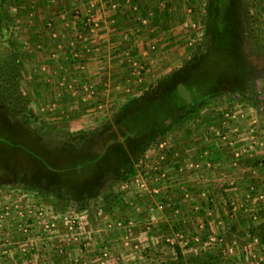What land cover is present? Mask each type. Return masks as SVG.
Masks as SVG:
<instances>
[{"label": "rangeland", "instance_id": "1", "mask_svg": "<svg viewBox=\"0 0 264 264\" xmlns=\"http://www.w3.org/2000/svg\"><path fill=\"white\" fill-rule=\"evenodd\" d=\"M84 1L0 0L1 115H26L48 139V158L56 143L91 156L107 147L88 179L62 186L16 147L21 135L39 148L36 132L0 121V264H264V48L251 50L264 47V0L231 1L227 34L241 40L228 49L243 53L245 90L221 87L146 145L119 138L115 111L173 68L212 64L217 9L148 0L145 14L130 11L141 41L124 31L99 43L85 36ZM126 155L133 168L122 178Z\"/></svg>", "mask_w": 264, "mask_h": 264}, {"label": "trees", "instance_id": "2", "mask_svg": "<svg viewBox=\"0 0 264 264\" xmlns=\"http://www.w3.org/2000/svg\"><path fill=\"white\" fill-rule=\"evenodd\" d=\"M231 1L221 0L219 3L218 0H210L211 14L215 16V9H217V19L211 15L212 20H217V28L212 30L210 25V29L213 34V41L220 42L218 44L220 45L219 47L217 44L212 45V50L216 52H211L212 54L210 52L208 53L211 54L210 59H215L214 61L212 60V64L205 67L201 62V66L200 64L193 65V67L191 65L185 67L181 65L180 67L173 68L161 75L158 81L152 87L146 89L140 96L124 102L115 111L113 118L116 123L121 122L123 136H118L119 138L123 137V142H126L127 138L132 136L140 139V141L141 137H144L143 142L145 145L150 141L157 140L175 126L182 125L189 119L194 118L197 107L210 95L220 92L223 86L226 87L230 84L228 88L236 89L239 84L238 87L240 89L242 88V91L245 90L242 77L249 69L246 68L243 62V53L241 51L242 54L239 53L236 55L234 53L235 50L231 53L228 49L231 43L235 48L237 39L239 41L241 40L240 34H227L229 32L227 30L231 26V19L234 15L233 11H231ZM164 12H166V9ZM133 15L130 19L133 18ZM135 15L137 16V14ZM2 18L3 15L0 11V19ZM158 19L159 17L155 15L154 20H152L153 24H157ZM229 39H233L234 43L229 41L227 44L225 40L228 41ZM255 39L257 40V37ZM262 44H259L258 48L252 45V52L259 53L262 51L264 48ZM199 56L201 55L197 52L190 57L192 58L190 60H197ZM253 89L254 87L251 85L252 92L254 91ZM8 112L9 114H6L7 112L5 113L7 116H3L0 113V121L4 124L8 122L14 124L15 127L21 130L23 135L26 133L23 129L24 125L33 133L36 132L34 135L38 138L37 143L40 149L35 147V145L31 146V148L24 145L23 143L25 142L22 140L21 135L15 142L16 147L19 149H28L31 155L36 158L38 165L42 166V171H46L49 176L53 177L52 179H56L58 184L62 183V186L70 185L74 187V180H78L79 182L88 179L90 171L95 169L96 161L107 154V151H105L107 147L100 149L97 153L96 151H88L93 155L91 156L85 153L87 150L78 153L74 148L68 149L67 144L56 143V146L53 145L54 150H50L51 157L48 158L45 155V152L49 149L48 139L44 138L41 132L39 133L38 128L34 127L33 123L31 125L28 120H25L27 118L26 115L19 114L13 109H10ZM2 127L3 125L0 126L1 142L7 139V137L1 134L3 133L1 131ZM186 132L189 131L186 130ZM113 144H121V140H117L115 136L112 142ZM129 159L126 155L124 161L121 163V167H118V174L122 178L129 176L132 172L133 164ZM86 185L89 186L90 184ZM84 206V204L80 205V207ZM261 236L264 240V232H261Z\"/></svg>", "mask_w": 264, "mask_h": 264}, {"label": "crops", "instance_id": "3", "mask_svg": "<svg viewBox=\"0 0 264 264\" xmlns=\"http://www.w3.org/2000/svg\"><path fill=\"white\" fill-rule=\"evenodd\" d=\"M102 1L103 0H88V1L85 0L83 2L84 5H82V6H86V7L89 6L90 2H94L96 5L95 9L97 10V13L100 16L101 20H103V24L101 23L102 25L100 27V30H98L95 34L87 33L85 35V36H87L86 38H92V40H97L99 43L109 42L110 39L114 42V41H118L119 37L121 38V35L123 34L124 31H126L130 35V37L133 38V41L134 40L135 41H141L140 37L141 36L145 37V34H142L143 31L141 33L140 31H137V29L135 28V25H137V24L132 23L133 20H135V17L130 19V17H131L130 16V13H131L130 8H127V7L122 8L121 7L117 11H111L109 6H107L106 3L102 2ZM133 1H134V3H137V1H135V0H133ZM124 2H121V0H120L121 4ZM125 5L128 6V3ZM137 5L139 7V10L141 9L143 11V12L141 11V15H143V14H145V12H147V9H149V6L151 5V3H149L148 0H142L141 5L139 3H137ZM155 10H154V12H155ZM128 15H129V18H128ZM140 19L141 18H139V20ZM140 24H141V20H140ZM125 27H126V29H124ZM149 27L153 28V26H151V24ZM102 28H105V29H102ZM155 28L158 29L157 24H155ZM126 32L124 34H126ZM146 34H147V31H146ZM151 34L152 33H150V35ZM103 49H105V48H103ZM99 53H100V51H99ZM116 55H117V53H116ZM102 56H104V55H100V57H102ZM98 69H99V73H100V71H103V69H101V65L98 67ZM92 71H95V70H90L89 72H92ZM117 71L118 70H116L115 72H117Z\"/></svg>", "mask_w": 264, "mask_h": 264}, {"label": "built area", "instance_id": "4", "mask_svg": "<svg viewBox=\"0 0 264 264\" xmlns=\"http://www.w3.org/2000/svg\"><path fill=\"white\" fill-rule=\"evenodd\" d=\"M128 3V6H126L125 4ZM95 3L94 2H90L89 3V6L87 8V18L85 20L86 25H89L90 26V31L93 32L92 34H94V30H95V27L98 26V22L101 21V18L100 16L97 14L96 12V9H95V13L92 11L95 7ZM109 8L112 10V11H117L119 8H121L120 6H122L123 8L124 7H128L130 8L131 11H138L139 10V7L137 5V3H131L129 0H127L126 2L124 3H119V2H113V3H110L109 5ZM188 12L191 11L190 10H187ZM141 20V19H140ZM143 22L145 21L144 19L142 20ZM124 37L126 38V34H124ZM154 48V46H153Z\"/></svg>", "mask_w": 264, "mask_h": 264}]
</instances>
